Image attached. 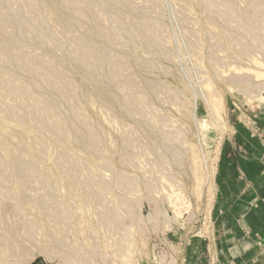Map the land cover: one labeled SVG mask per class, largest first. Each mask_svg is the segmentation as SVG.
I'll use <instances>...</instances> for the list:
<instances>
[{
    "label": "rangeland",
    "instance_id": "374dc122",
    "mask_svg": "<svg viewBox=\"0 0 264 264\" xmlns=\"http://www.w3.org/2000/svg\"><path fill=\"white\" fill-rule=\"evenodd\" d=\"M242 114L264 0H0V264H182Z\"/></svg>",
    "mask_w": 264,
    "mask_h": 264
},
{
    "label": "crops",
    "instance_id": "0c3cea01",
    "mask_svg": "<svg viewBox=\"0 0 264 264\" xmlns=\"http://www.w3.org/2000/svg\"><path fill=\"white\" fill-rule=\"evenodd\" d=\"M232 127L212 236L186 248L182 264H264V114L237 115Z\"/></svg>",
    "mask_w": 264,
    "mask_h": 264
},
{
    "label": "bare ground",
    "instance_id": "6f19581e",
    "mask_svg": "<svg viewBox=\"0 0 264 264\" xmlns=\"http://www.w3.org/2000/svg\"><path fill=\"white\" fill-rule=\"evenodd\" d=\"M90 43L89 44H91V41H89ZM217 107V106H216ZM206 168V167H205ZM179 204V203H178Z\"/></svg>",
    "mask_w": 264,
    "mask_h": 264
}]
</instances>
